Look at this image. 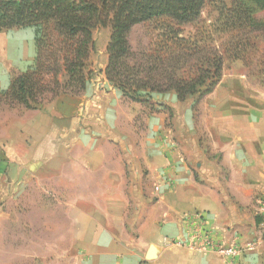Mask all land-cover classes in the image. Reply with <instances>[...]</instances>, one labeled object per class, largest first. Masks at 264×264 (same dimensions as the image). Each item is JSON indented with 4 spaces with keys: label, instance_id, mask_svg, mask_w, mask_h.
Instances as JSON below:
<instances>
[{
    "label": "crops",
    "instance_id": "1",
    "mask_svg": "<svg viewBox=\"0 0 264 264\" xmlns=\"http://www.w3.org/2000/svg\"><path fill=\"white\" fill-rule=\"evenodd\" d=\"M100 53L92 69L105 68ZM34 59L32 28L1 31L0 91ZM151 101L159 111L143 115V106L101 75L77 96L4 110V226L8 206L21 201L17 192L44 191L50 181L85 188L52 195L64 209V231L56 218L45 221L68 240L65 264H264L256 203L264 194V72L223 71L198 105L197 96L180 102L173 93L152 94ZM195 214L203 216L214 248L190 246ZM247 244L253 250L235 260L215 250Z\"/></svg>",
    "mask_w": 264,
    "mask_h": 264
},
{
    "label": "trees",
    "instance_id": "2",
    "mask_svg": "<svg viewBox=\"0 0 264 264\" xmlns=\"http://www.w3.org/2000/svg\"><path fill=\"white\" fill-rule=\"evenodd\" d=\"M205 0H0V32L12 28L34 30L35 59L25 72L0 91L6 102L35 110L60 94L84 92L92 71L87 60L94 50L92 31L110 28L106 46L105 80L122 96L152 109V94L173 93L183 102L197 96L196 103L213 91L222 77L223 57L217 48L201 46L166 27L155 44L140 51L128 37L136 25L162 17L175 25L200 19ZM264 0H235L221 15L237 35L235 48L254 49L251 33H264V23L254 18ZM238 58V57H237ZM239 59V58H238ZM259 59H255L257 64Z\"/></svg>",
    "mask_w": 264,
    "mask_h": 264
},
{
    "label": "rangeland",
    "instance_id": "3",
    "mask_svg": "<svg viewBox=\"0 0 264 264\" xmlns=\"http://www.w3.org/2000/svg\"><path fill=\"white\" fill-rule=\"evenodd\" d=\"M234 1L205 0L200 19L193 24L177 26L169 18L162 17L152 22L136 25L128 37L130 46L133 50L140 51L150 44L157 43L161 40L166 27H172L180 33L181 37L189 38L201 46L217 48L223 57V71L231 72L234 69L237 73L245 72L248 76L260 77L264 72V33H251L257 36L255 39H251L255 46L254 49L244 46L238 51L235 48L236 43L234 42L237 39L244 41L249 35L246 33L238 36L237 34L241 31L233 30V27L226 22L227 19L221 15L222 10L232 8ZM253 16L264 23V9H256ZM109 36V27H97L92 31L94 50L87 60V67L93 73L91 79L95 80L101 75L105 78L102 73L104 69L100 70L97 66H99L101 58L100 52L107 56L106 46ZM96 59L98 63L95 69H92V64ZM255 59H259L257 64ZM199 101L196 103L197 105ZM197 105L192 108L194 112L197 110ZM152 106V109L143 106L142 114L159 111L156 105ZM17 107L19 106L6 102L0 94V138L4 131V110H12ZM157 107L159 106L157 105ZM112 157L114 158V156ZM45 184L44 191L31 186L16 193L21 197V201L15 200L8 206L7 211L10 216L5 220V226L4 202L0 203V264H65L64 248L68 245V240L63 232L51 233L49 225L45 224V221H49L48 219L51 217L56 218L58 224L62 225L59 231H64V219L61 218L64 209L53 202L52 195L56 193L62 194L58 196L80 194V190L85 188L54 187L52 186L54 183H50V181H46ZM92 189L89 188L88 192L92 193ZM39 217H42L41 225L34 227V224L39 222Z\"/></svg>",
    "mask_w": 264,
    "mask_h": 264
},
{
    "label": "built area",
    "instance_id": "4",
    "mask_svg": "<svg viewBox=\"0 0 264 264\" xmlns=\"http://www.w3.org/2000/svg\"><path fill=\"white\" fill-rule=\"evenodd\" d=\"M2 166V160L0 159V170ZM257 216L260 217L261 228L264 230V194L257 199ZM194 218L197 220L196 230L192 236H190L189 243L195 250H205L207 248H214L211 240L210 231L207 230L203 224V216L195 214ZM254 246L247 244L245 247L232 245L229 247H218L216 252L228 260H235L244 251H252ZM146 264V263H145Z\"/></svg>",
    "mask_w": 264,
    "mask_h": 264
}]
</instances>
